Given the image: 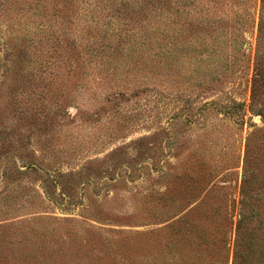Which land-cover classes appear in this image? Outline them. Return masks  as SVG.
<instances>
[{
  "label": "rangeland",
  "instance_id": "1",
  "mask_svg": "<svg viewBox=\"0 0 264 264\" xmlns=\"http://www.w3.org/2000/svg\"><path fill=\"white\" fill-rule=\"evenodd\" d=\"M257 211L264 0H0V264H234Z\"/></svg>",
  "mask_w": 264,
  "mask_h": 264
},
{
  "label": "trees",
  "instance_id": "2",
  "mask_svg": "<svg viewBox=\"0 0 264 264\" xmlns=\"http://www.w3.org/2000/svg\"><path fill=\"white\" fill-rule=\"evenodd\" d=\"M259 215V211L254 215L242 214L234 264H264V218Z\"/></svg>",
  "mask_w": 264,
  "mask_h": 264
}]
</instances>
